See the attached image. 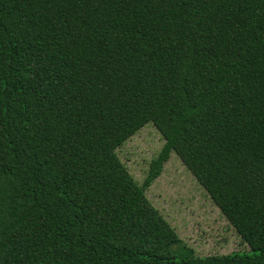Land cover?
I'll return each instance as SVG.
<instances>
[{
  "label": "trees",
  "instance_id": "trees-1",
  "mask_svg": "<svg viewBox=\"0 0 264 264\" xmlns=\"http://www.w3.org/2000/svg\"><path fill=\"white\" fill-rule=\"evenodd\" d=\"M147 123L138 185L115 150ZM170 153L250 254L150 204ZM0 264H264V0H0Z\"/></svg>",
  "mask_w": 264,
  "mask_h": 264
},
{
  "label": "rangeland",
  "instance_id": "rangeland-1",
  "mask_svg": "<svg viewBox=\"0 0 264 264\" xmlns=\"http://www.w3.org/2000/svg\"><path fill=\"white\" fill-rule=\"evenodd\" d=\"M162 144L160 134L147 123L124 141L115 153L128 174L140 185L149 161L156 156ZM144 193L192 256L231 252L250 254L173 153L169 154L159 176Z\"/></svg>",
  "mask_w": 264,
  "mask_h": 264
}]
</instances>
